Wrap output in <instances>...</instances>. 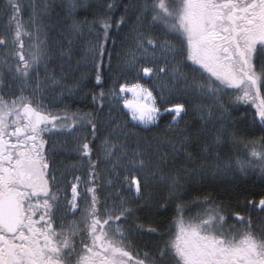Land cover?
I'll list each match as a JSON object with an SVG mask.
<instances>
[{
	"label": "snow or ice",
	"instance_id": "obj_1",
	"mask_svg": "<svg viewBox=\"0 0 264 264\" xmlns=\"http://www.w3.org/2000/svg\"><path fill=\"white\" fill-rule=\"evenodd\" d=\"M255 173L264 0H0V264H264V196L184 211Z\"/></svg>",
	"mask_w": 264,
	"mask_h": 264
},
{
	"label": "trees",
	"instance_id": "obj_2",
	"mask_svg": "<svg viewBox=\"0 0 264 264\" xmlns=\"http://www.w3.org/2000/svg\"><path fill=\"white\" fill-rule=\"evenodd\" d=\"M108 47L111 48L112 45L109 44ZM133 130L139 131V129H133ZM140 134L144 137H152V136H163L164 133L162 131L153 130L152 132H141ZM234 187H239L244 192V195L247 196L248 200H255L258 202V200L262 196H264V180H261L259 173L252 174L244 182L233 183V184L216 180L210 184L204 185L203 191L193 190L190 197L186 201L187 208H185L184 211L188 212L189 215H195L198 211L201 210L199 208H196V204L204 201L207 198V194H211L213 198H216L218 193H222L225 190L231 191ZM243 203H244V199L242 197L241 200L239 201V204L242 206ZM189 209H191L190 212Z\"/></svg>",
	"mask_w": 264,
	"mask_h": 264
},
{
	"label": "rangeland",
	"instance_id": "obj_3",
	"mask_svg": "<svg viewBox=\"0 0 264 264\" xmlns=\"http://www.w3.org/2000/svg\"><path fill=\"white\" fill-rule=\"evenodd\" d=\"M47 2H52V3H59L60 0H47ZM118 45H119V41L117 42V51H119V48H118ZM115 56V53L114 55ZM113 64H115V60H113ZM60 160H64L63 157H60ZM68 161H65V163H67ZM252 174H249V175H237V176H232V175H228V176H225L221 179H218L220 180L221 182H226V183H230V184H233V183H239V182H244L249 176H251Z\"/></svg>",
	"mask_w": 264,
	"mask_h": 264
}]
</instances>
